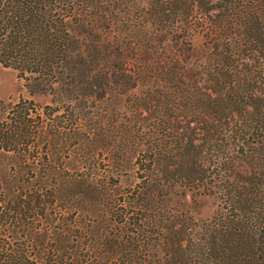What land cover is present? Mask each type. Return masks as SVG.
Segmentation results:
<instances>
[{"label":"trees","instance_id":"16d2710c","mask_svg":"<svg viewBox=\"0 0 264 264\" xmlns=\"http://www.w3.org/2000/svg\"><path fill=\"white\" fill-rule=\"evenodd\" d=\"M0 64L55 103L133 93L108 133L139 180L62 176L60 106L8 104L0 264H264V0H0Z\"/></svg>","mask_w":264,"mask_h":264},{"label":"rangeland","instance_id":"374dc122","mask_svg":"<svg viewBox=\"0 0 264 264\" xmlns=\"http://www.w3.org/2000/svg\"><path fill=\"white\" fill-rule=\"evenodd\" d=\"M193 43L199 45L201 39L195 36ZM116 94L100 100L93 98L72 100L64 97L55 103L52 95L37 91L35 86L19 78L15 70L0 64V120L5 118L6 106L21 99L32 101L40 107L60 106V113H55V116L61 115L59 122H67L64 125L65 130H61L65 131L67 137L58 134L56 145L53 146L49 142L43 149L45 153L43 158L59 163L62 176L84 174L98 179L107 178L110 181H117L118 189L124 193L134 188L139 181L135 172V154L126 151L124 143H119L120 139H117L119 142L116 144H111L108 129L113 127L118 129L124 124L125 107L129 108L128 101L135 97L133 93L128 96L119 93L118 100L113 101L117 98ZM134 94L139 95L140 89L134 91ZM69 107L73 113L71 117H67ZM46 121L49 126L52 124L51 119ZM77 122L81 123L83 131L75 130ZM77 136L88 138V142L81 143L76 139ZM65 137L70 140L66 141ZM93 166L97 170H93ZM8 171L7 160L1 159L0 174L5 177ZM173 203H177L176 206L180 210H188L197 221L210 219L216 210V201L213 198L194 192H187L186 195L177 192Z\"/></svg>","mask_w":264,"mask_h":264}]
</instances>
